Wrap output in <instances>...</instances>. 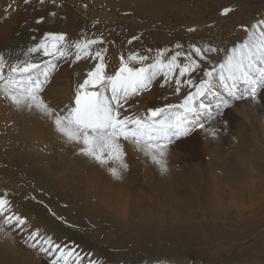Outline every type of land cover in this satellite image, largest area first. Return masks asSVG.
<instances>
[{
	"label": "rangeland",
	"instance_id": "rangeland-1",
	"mask_svg": "<svg viewBox=\"0 0 264 264\" xmlns=\"http://www.w3.org/2000/svg\"><path fill=\"white\" fill-rule=\"evenodd\" d=\"M32 1L24 2L28 11L35 5ZM49 7H52L50 12L59 18L62 27L58 30H45L47 22L41 12ZM225 7L233 8V12L227 16L222 15ZM263 17L264 0H37V17L23 28L28 29V33L36 30V27L43 28L44 32L38 41L49 32L66 33L69 42L102 36L105 43L94 47L107 49L106 62L109 64V53L112 52L113 59L122 48H126L128 54H151L148 56L152 60L160 49L169 50L165 56L172 55L177 44L182 45L180 51H192L190 46L195 40L197 46L198 40L211 37L244 40L246 28L241 25L248 26L253 20L261 21ZM190 28L196 31H188ZM144 35L150 39L143 38ZM134 36L138 39L132 40ZM168 44H171L170 47ZM49 59L53 58L48 57L46 60ZM61 61L68 65L66 78L75 74V67L69 66L70 63L75 64V61ZM61 61L53 59L56 69L51 79L58 78L57 74L63 66ZM215 91L226 97L219 84ZM58 99L57 96L47 100L59 108ZM198 99L211 103L214 114L217 98L212 93ZM176 102L171 104H180L179 101ZM228 108L234 110L239 117L232 128L233 136L230 135L222 143L224 146L217 156L208 157V167L203 165L184 173L172 172L170 177L173 176L174 179L165 177L173 183L168 188L163 186L167 183L163 181L166 174L161 176L158 165L153 164L143 153L139 157L135 151H128V159L138 164H133L135 174L124 172L122 178L117 180L107 169L114 166L111 162L107 164L109 167L98 163L89 168H80L78 162L81 161H71L51 136L41 135L39 140H35L36 143L30 144L34 137L18 139V135L10 136L5 127L0 126V158H6L7 161L12 156L27 161L25 165H29L30 169L33 167L31 170H34L42 185L54 188L60 195V207L40 195L42 189L37 190V196L31 193L21 196L25 190H20L19 195L17 189L25 188L23 181L13 179L19 181L17 189L12 190L14 196H20L23 202L46 210L44 215H39L43 216L42 222H38V218L37 221L27 219L24 227L29 232L39 230L42 237H51L57 243L75 248L82 256L96 260L97 264H145L158 255V258L167 257L166 259L177 255L186 257L190 264H264V200L260 205H242L236 183L238 176L244 173L242 152H248V160L259 159L252 160L259 162L255 168L259 171L250 168L251 179L264 185V154L256 146L244 147L241 144L238 131L242 128V120L250 125V116H245L242 110L236 109L234 100L225 109ZM197 119L204 121L205 114L201 113ZM197 130L198 128L191 133ZM235 136L239 138V142ZM213 144L211 143L212 148L215 149ZM2 191L9 192L5 184ZM217 195L221 199L230 200L225 203L224 208L217 206ZM48 223L63 231L59 233L53 229L50 236L46 235L43 226ZM16 229L21 228L4 226L3 232L15 234L14 238L19 246H23V243L25 246L29 245V242L25 244L19 237ZM30 249L33 250L31 247ZM34 250L37 254L41 253L38 249ZM93 252L97 254L93 255ZM46 256L52 258L51 262L55 258L52 255ZM73 259L74 257L69 259V264H72ZM88 259L83 264H88Z\"/></svg>",
	"mask_w": 264,
	"mask_h": 264
},
{
	"label": "snow or ice",
	"instance_id": "snow-or-ice-1",
	"mask_svg": "<svg viewBox=\"0 0 264 264\" xmlns=\"http://www.w3.org/2000/svg\"><path fill=\"white\" fill-rule=\"evenodd\" d=\"M232 12L233 8L225 7L221 14L227 16ZM241 27L246 28L247 38L230 51L225 50L222 61L209 68L199 82L182 78L190 77L200 69L201 60L196 57L207 59L208 53H219V48L193 44L190 46L192 51L183 52L180 51L182 45L177 44L169 58H165L169 50L160 49L151 62H148V55L130 53L127 58L121 55L118 69L108 74L107 49L94 47L105 43L102 36L69 42L66 33L49 32L27 49L23 60L17 58L10 63L0 52V97L17 109L38 111L51 120L61 138L79 146L83 156L101 165L112 162L114 166L108 171L117 180L129 168L124 142L149 157L162 174L167 173L169 146L196 128L205 129V123L197 119L201 113L207 119H214L213 105L198 98L212 93L217 98L215 110L219 115L220 109L228 107L233 100L244 96L255 100L261 95L264 89V20ZM38 53L57 61H95L82 81L76 84L70 103L62 111L44 96L56 64L53 59L37 62L31 58ZM180 57L185 58L184 63H180ZM132 62L140 66H132ZM177 76L179 78H175ZM158 77L163 78L164 84L175 78L176 92H180L182 83L195 90L188 92L179 105L152 108L143 116L124 114L129 99L147 90ZM217 84L223 88L226 97L215 91ZM210 134L214 137L215 129L210 130ZM0 217V231H4V226L22 228L27 224L26 218L13 211L7 193H0ZM5 235L10 233L5 232ZM29 241H32L31 248L54 256L52 264H69L73 257L72 264H83L88 259L75 248L57 243L51 237H42L39 230L32 231L25 244ZM88 264H97V261L88 259Z\"/></svg>",
	"mask_w": 264,
	"mask_h": 264
},
{
	"label": "bare ground",
	"instance_id": "bare-ground-1",
	"mask_svg": "<svg viewBox=\"0 0 264 264\" xmlns=\"http://www.w3.org/2000/svg\"><path fill=\"white\" fill-rule=\"evenodd\" d=\"M33 1L35 5L31 4ZM33 1L28 2V4H30L31 6L33 5L32 10L28 11L29 9H27V7L25 6L26 3H24L25 0H0V50H3L0 52H3L5 54L6 58L9 60L10 63L14 62L17 58L21 60L25 59V53L27 52V49L33 46L34 43L38 42V39L44 32L43 28L36 27V30H34L31 33H28V29L23 28L24 26H26V24L30 23L31 20L37 17V0H33ZM159 4L160 3H158V5ZM155 6L156 5L154 4V7ZM51 8L52 7H49L45 9V11L41 12L42 17L47 22V25L45 27V30L47 31L58 30L59 28L62 27L58 20L59 18L58 17L56 18L55 15L50 12ZM236 19L237 18H235V20ZM262 20H264V17L262 18ZM235 22H237V20ZM257 22L258 21L255 22L253 20L252 22L249 23V25H255ZM244 36H246V33ZM31 38H34V40H31ZM143 38L150 39L147 35H144ZM214 38L215 37L205 38L203 40L200 39L198 40V44L200 47L211 46V47L219 48L221 51L219 53H216V52L208 53L207 59H201L199 57H196L197 59L201 60L200 69L192 73L190 77L186 76L185 78H182V79L191 78L197 82H199V80L204 79L205 73L209 70V68L216 65L218 62L222 61L225 55V50L230 51L233 46H237L243 41L241 40L242 38L239 40H223L219 37L216 39ZM246 38L247 36L244 39ZM196 42L197 40H195L193 44L196 45ZM178 43H180V41ZM112 50L114 51V49ZM141 50H142V47H141ZM118 52L119 53L116 52L117 53L116 57L113 59H111L112 52L109 53V57H108L109 64L107 68L108 74H112L114 73L115 70L118 69L119 58L121 55H124L126 58L128 56V51L126 48L119 49ZM148 55L151 56V54H148ZM170 56L171 55L165 56V58L167 59ZM31 58L36 60L37 62H42L46 60L48 57H44L42 53H38V54H34ZM183 61H185V59L183 60L180 57V63H183ZM149 62H151V60ZM94 63L95 61L91 59L81 60L79 62H76L75 64L70 63L69 66L73 65L76 69V72L75 74L68 73L70 75H68L67 78L65 75L68 72V65L67 63L65 64L63 63V66L59 70V74H57L58 78L56 79L55 77H53L50 81V84L46 87V90L44 92L45 98L46 99L50 97L57 98L58 96L59 97V99L57 100L58 106H59V109L62 111L64 106L70 103V100L74 94L76 84L82 81L83 77L91 69ZM132 66L138 67L140 65L136 62H132ZM175 78H179V77L177 76ZM174 79L170 83L164 84L163 78L158 77L156 80L153 81L152 85L147 90L129 99L128 103L124 106V110H123L124 114L143 116L147 114L149 109L166 107L168 104H171L174 102L177 103L176 101H179L180 103H182L184 97L188 94V92L194 91L195 89L190 88L186 84L182 83L180 92H176ZM234 102H235L236 109L238 108L242 110L243 111L242 113L245 116L247 115L250 116V125L245 123L244 120L241 119L242 124L243 123L245 124V125L241 124L240 126H242V128L238 131L240 138H241V144L244 147H252L251 145L256 146L260 150H262L264 154V89L261 90V95H259L258 98L255 100H251L247 96H244L240 100H234ZM212 116L214 117V119H207L205 116V119L203 121L205 123V129L198 128V130L194 133H189V135L187 136L179 137L173 142V144L169 146V150H170V156L168 158L169 170L167 173H165L166 175L160 174L161 176L165 175L164 178L165 177L171 178L173 177V176L170 177V174H172V172L174 173V172L180 171L181 173H184V171L187 172V170H190V169L192 171L193 168H198L203 165L204 167H206L208 165L206 164L207 159L208 161L210 160L208 157L217 156L219 154V152L221 151V148L224 146V144L222 145V143L226 142V140L230 138V135L233 136L232 128L234 127L235 120L239 117L237 116L234 110L229 109V108L225 110L221 108L219 115H217L216 110H215ZM0 126L5 127V129L7 130V133L10 136L12 134L18 135V139L21 137L22 139L26 140V139H29L30 137H34V141H31L30 144L36 143L35 140H39L41 135L51 136V138L53 139V142L55 140L58 144H60L59 146L63 148L62 150H63L64 155H66L71 161H73L74 159H77V161H81V162H78V164L81 166L80 168H85V167L89 168L91 165L96 166L98 164V162L92 160L91 158L83 156L80 153L79 146L69 144L63 138H61L60 134H58L55 131L51 120L43 116L38 111H28V110L17 109L3 97H0ZM212 129H215L216 131V135L214 137L210 134V130ZM234 138L239 142V138L237 136H235ZM216 141L218 142V144H215ZM211 143L212 144L214 143L213 145L215 149L212 148ZM241 144L240 146L244 149V147ZM124 149H125V152L127 153L126 160L129 165V168L126 172L129 174H135V168L133 166L134 161H130L131 159L130 160L128 159V155H129L128 151L130 153L135 151L136 153L135 152L134 153L137 154L136 156H139V157L142 156V152L137 151L132 144L127 143V142H124ZM242 154H243L242 162H244V168H243L244 173L238 176V180L236 181V183L238 184L237 185L238 189H239L238 196L240 198V202L242 203V205H246V204H253V206L260 205V202L264 200V187H263L264 185L261 186L260 183L251 179L252 176H251V173L249 172L250 168L255 171H259V169H255L257 167V164L259 163L256 161H258L259 159H249L248 160L247 158L248 152H242ZM8 158L9 159H7V161L10 163L6 161V158L5 160L3 158H0V193L8 194V198L11 201V205L15 213L21 215L22 217L26 219H29L30 221L31 220L37 221V218H38L39 219L38 222H42L43 216H39V215H44L46 213V210L44 208H38V207L36 208L30 203L23 202L20 196L19 197L17 195L14 196V194H12V190L14 191L17 189V182L19 181H16V180L14 181L13 179L18 178L20 179V181L21 180L23 181L22 184L23 186H25V188L21 187L19 188V190L17 189V194L20 190H25V192L23 191L24 193H21V196H24V194L27 195L30 193L33 194L34 196H37V192H38L37 190L42 189L40 195L51 200L53 203L59 206L61 200L58 196L60 195L54 188L52 187L49 188L48 186L44 187L42 185L40 179L37 178V176L35 175L36 173L34 172V170L33 171L31 170L33 167L30 169L29 165H25L27 161L23 159H19V158H12V156H9ZM252 160H256V161H252ZM111 164L113 163L111 162ZM134 165L138 166V164L136 163ZM105 166L109 167V165H105ZM34 169H37V168L34 166ZM199 170H201V168H199ZM191 171H189L190 174H191ZM167 179L165 178V180H163L167 182L163 186L164 187L166 186L168 188L173 183L171 184V181ZM150 181L152 180L150 179ZM132 182L134 181H129V183H132ZM4 184L9 189V192L2 191V189H4ZM19 195H20V192H19ZM228 201L230 200L227 198L221 199L218 196L217 206L219 208H222V207L224 208L225 203H227ZM44 223H46V221ZM43 228H44V232L46 231L45 234L49 236L51 235L53 229L58 231L59 233L63 231L57 227H53V224H50V223L43 226ZM16 233L20 234L19 237H21L24 241H26L28 240L29 234L31 232L27 231V229L23 227L21 229H16ZM14 235L15 234L13 233H11L10 235H5L3 231L2 232L0 231V264H52L51 262L52 258L50 259L46 255L41 254V253L37 254V252L34 249H33L34 251L30 249L29 246L32 243V241H29V245L25 246L23 243V246H19L17 245V240L16 238H14ZM69 235L75 236L73 234H69ZM75 238L77 239L78 237L75 236ZM96 254L97 252H93V255H96ZM159 256L160 255H158L157 257H153L151 259L152 261H149L145 264H150V263L151 264H190V262L187 261L188 258L186 257H179L177 255L175 257H171L170 259H166L167 257L158 258ZM156 259H162L164 261H159Z\"/></svg>",
	"mask_w": 264,
	"mask_h": 264
}]
</instances>
